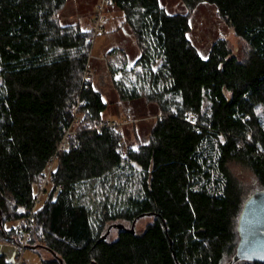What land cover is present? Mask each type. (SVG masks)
Wrapping results in <instances>:
<instances>
[{"label":"trees","instance_id":"16d2710c","mask_svg":"<svg viewBox=\"0 0 264 264\" xmlns=\"http://www.w3.org/2000/svg\"><path fill=\"white\" fill-rule=\"evenodd\" d=\"M201 2L245 41L244 59L224 38L197 50L189 15ZM65 3L0 0V241L17 244L28 218L25 248L50 253L38 264H226L243 202L264 189V0H183L186 12L108 1L141 69L128 92L114 82L119 100L159 114L132 146L100 126L107 102L85 77L94 34L60 20ZM0 264L15 261L0 253Z\"/></svg>","mask_w":264,"mask_h":264},{"label":"rangeland","instance_id":"374dc122","mask_svg":"<svg viewBox=\"0 0 264 264\" xmlns=\"http://www.w3.org/2000/svg\"><path fill=\"white\" fill-rule=\"evenodd\" d=\"M160 4L168 12H186L187 8L183 0H159ZM103 0H66L59 17L62 22H78L81 26L92 28L91 48L89 51V69L87 76L92 79L93 85L101 93L107 107L103 111V120H115L120 123L119 129L125 146L135 145L138 141H146L150 129L159 115L153 103H148L141 98L120 101L119 94L114 82L124 88L125 92L136 83V71L140 66H134L133 62L138 55V48L135 44L128 25L120 21L121 13L111 5L104 7L105 18L96 28L95 14ZM108 4V3H107ZM106 16L109 18L106 19ZM191 29L189 38L197 50L205 55L217 38H224L232 52L239 59L247 55L248 46L245 41L235 35L226 22L218 15L215 5L201 2L190 12ZM107 20V21H106ZM104 28V29H103ZM104 30L102 32L101 30ZM160 60L153 63L157 68ZM119 77V79H117ZM124 123V124H123ZM233 171L242 183L250 181L248 171L240 165L233 166ZM147 218L140 219L136 227H142ZM15 222H7L6 227L14 225ZM18 244V243H17ZM17 244H10L0 241V253H4L8 260L14 259L17 251ZM50 256L44 249L37 250L25 248L21 253V263L38 264L41 258Z\"/></svg>","mask_w":264,"mask_h":264},{"label":"water","instance_id":"95a60500","mask_svg":"<svg viewBox=\"0 0 264 264\" xmlns=\"http://www.w3.org/2000/svg\"><path fill=\"white\" fill-rule=\"evenodd\" d=\"M114 225L125 228L121 223ZM109 230L110 226L100 238L105 239ZM129 230L134 232V220ZM237 231L239 240L235 252L226 264H233L240 259L264 260V189L254 191L243 202L237 220Z\"/></svg>","mask_w":264,"mask_h":264},{"label":"built area","instance_id":"2783aa9c","mask_svg":"<svg viewBox=\"0 0 264 264\" xmlns=\"http://www.w3.org/2000/svg\"><path fill=\"white\" fill-rule=\"evenodd\" d=\"M103 4L102 5H99V9H98V12H96L95 14V26L96 28H101V26H98V24H100V22H102L105 18V14L103 13L104 12V7H106L107 3L109 0H103ZM86 77V76H85ZM88 78V76H87ZM189 120L191 121H194V117L192 115H189ZM116 124V125H120V123L116 122L115 120H112L110 122V120H102L100 122V126H103L105 124ZM124 124V123H123ZM72 134V131L70 130H67L66 131V136H69ZM65 141H63L61 143V145L64 144ZM51 164V163H50ZM29 226V221H28V218L26 220H24V224L22 226H20L17 230V232L19 233L20 235V240L18 242V244L16 245L17 246V251L15 252L14 254V261H15V264H20L21 263V253H22V250L24 249L25 247V242L27 241V239L29 238V231L27 229V227Z\"/></svg>","mask_w":264,"mask_h":264},{"label":"snow or ice","instance_id":"6c2138e0","mask_svg":"<svg viewBox=\"0 0 264 264\" xmlns=\"http://www.w3.org/2000/svg\"><path fill=\"white\" fill-rule=\"evenodd\" d=\"M117 79H119V77Z\"/></svg>","mask_w":264,"mask_h":264}]
</instances>
